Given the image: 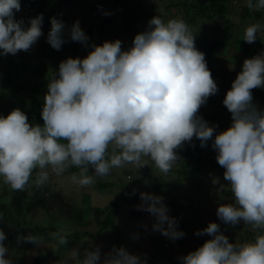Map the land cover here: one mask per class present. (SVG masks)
<instances>
[{
  "label": "rangeland",
  "instance_id": "rangeland-1",
  "mask_svg": "<svg viewBox=\"0 0 264 264\" xmlns=\"http://www.w3.org/2000/svg\"><path fill=\"white\" fill-rule=\"evenodd\" d=\"M189 1L119 0L114 4L112 0H68L66 2L68 4H64L63 0H41L39 4L40 21L26 26L24 24L17 25L15 29L10 31V35L6 37L1 34L0 46L3 49V57L10 46L9 48L21 55L22 60L28 59L30 67H39L32 68L33 73L36 71H44L43 75L48 74V72L54 73L59 69L58 67L66 62V67L74 65V68L78 71L77 74L74 71H70L68 75L55 82L57 89L53 87L52 92L53 95H58L69 89L70 85L76 83L75 81L77 83L86 81V74L92 69L88 61L92 58V53L94 52L92 48L95 45L101 46L103 43L117 44L127 50L133 48L137 55L141 56L146 50L159 49V46L152 44V37H157L158 39V37L161 38L163 36L168 43L171 44L175 41L174 44L178 45L179 42H177L175 37L178 33H184L183 36L187 42L192 43V38L185 31H182L179 25L183 16V4L186 6ZM233 1L237 2V4L238 2H243L241 0ZM258 1L261 2L262 0ZM243 7V5L237 6V9L233 12L235 16L233 19H230L232 18L231 13H227L226 17L223 18L231 23L232 27L237 26V30L232 28L231 34H229V43L231 45L238 38L241 41L252 42L264 40V14H260L262 16L260 21L253 22L250 20L248 21L250 24H244L243 27V25L238 24V19H236L239 11H243ZM90 24L94 27L99 26L102 31L94 38L88 36L82 38V31L87 27H91ZM218 24L221 27L220 35L223 36L221 31L224 30V25L222 21L218 22ZM114 25H118V28ZM67 26L73 28V34L67 32ZM114 28H116V31L113 33ZM191 28L194 31L197 27L193 25ZM240 28L242 29L240 30ZM6 29L8 30V27ZM64 33H67L68 39L72 40L71 44L77 52L76 61L73 60L74 56L70 52L66 55L57 54L49 59L35 56L39 42L46 35L59 39ZM90 40L94 41L92 47L89 44ZM25 41H28L27 44ZM167 46L169 47L170 45ZM168 47H165L166 51L169 50ZM170 49L172 48L170 47ZM158 53L162 56L163 52ZM133 56H136V54ZM233 56H235L233 47L228 45L223 55L217 53L215 60L210 62L217 69L223 66L226 67L227 71L235 75L233 79H248L251 81L252 91L254 90V92L258 93L264 90V60L260 68H258L259 66H253L251 61H243L244 58L241 55L238 58ZM221 57L229 58L228 62L223 65ZM123 67L124 69L117 71L116 82L119 85L112 90L114 96L105 99L108 97V95H104L105 90L108 89V82L104 84L103 92L99 94L102 99L99 100V97L98 100L100 102L103 99L105 100L103 105H105L106 109L98 112V103L92 102L86 113L77 112L71 114L74 121L70 125L71 131L67 132L66 136L61 130L52 132L50 135L54 148L62 151L58 158L54 160L60 165H62L61 161L65 159L64 155L67 152L65 150L71 142L72 131L77 123L83 119L88 121L85 126L80 128L81 132L85 136L88 135L89 140L96 136L100 137L102 146H99L103 148L101 152L99 151V155L103 156L106 147L121 152L116 157L111 155V157L102 158L106 164L101 168L95 169L92 174L97 176L93 180L78 178L69 183L71 188L74 187L76 191L87 192L86 194L89 197H93L91 198L92 207H103L108 202L119 201L113 217V224L114 229L118 230L123 240L120 242L117 255L114 256L116 260L112 256L113 248L110 246L111 240L108 238L112 230L109 229L110 231L104 232V236L97 237L95 236L97 226L95 227L89 214L85 217L88 219L81 220V217L77 219L70 218L75 217L69 214L72 209L69 211L65 210L62 213L63 208L49 199L50 190L44 189L49 178L40 176L38 179L41 187L38 193L42 194L40 201L44 197L46 205L51 210H54L56 214L49 220L50 223L70 235L73 234L71 229H76L79 233H89L92 236H79L74 244L67 249L61 248L65 240L59 236H52L34 245L20 243L18 252L13 256L9 255L11 253L8 251L0 250V264H29L37 256L38 250L45 249L49 250L52 255L41 264H93L94 262L101 263L105 258L107 260L105 264H170L172 261L186 260L187 253L199 245L202 234L208 232L213 219H218L219 227L217 232L221 233V236L224 235L220 237V242L223 243L232 239L229 236L232 218L227 213L225 214L223 210L227 206V200L223 197L219 200L214 189H212L221 178H225L224 181H233L234 184L241 185L244 182L245 188L246 186H253L256 189V186L261 183L262 191L260 192L256 189L254 193H251L250 198L258 200L259 206L264 208V144L260 146V144L251 141L247 134L240 133L241 130L250 128L248 125L251 123V126H253V134H250L252 138L261 140V137H264L262 133L264 131V94L260 97L256 96L254 92L244 94L242 98L246 99H243L242 102L241 97L235 96L238 108H241L242 105L248 107L246 102L251 103L252 107L255 105L258 108L257 117L247 116L244 113H241L240 116H234L230 111L227 112L228 121L230 124L232 121L235 126L231 128L228 126L229 132L227 130L217 132L215 134V143H207L204 146H200V137L206 133L203 127H189V141L179 133V130L173 133V121L179 117L178 112L170 111L175 103H166L164 99L162 101L164 96L159 89L157 81L154 80L152 83L143 84L139 79L138 73L132 69L127 61H125ZM131 69L134 73L133 75L130 72ZM199 69L200 67L198 66L191 71L192 74H198ZM242 71L249 73L242 74ZM143 77L144 75L140 74V78ZM172 83L168 82L167 84L171 85ZM150 84L152 85L151 88H149ZM179 96H181V93H177L176 97ZM176 97L175 100H177ZM215 97L219 99L217 92H215ZM149 99L157 102L150 112L143 109L147 107ZM162 104L166 105V107H163V110H159ZM117 105L123 106V110L115 109ZM127 109H130L129 113ZM140 110L141 113L137 114V111ZM206 112L209 115L208 111ZM180 116L184 119L187 118L184 112ZM46 128H49V126H46ZM199 138L200 140L198 141ZM239 139L240 143L237 141ZM19 140L23 141L21 137H19ZM218 140L220 141L219 143H217ZM242 143H244L242 145L244 151L238 154L237 151H241L239 148ZM123 144L127 145L125 152L119 150ZM54 148L51 146V152H55ZM80 148L89 152L87 160L94 163L96 154L92 152V148H88L83 144L81 146L76 145L77 150ZM196 148L197 152L204 153L205 151L207 154V164L200 166L202 169L201 173L189 176L188 173L181 172L180 175H177V169L182 168L186 170L185 172H189L194 167L196 164L195 156L201 155L195 153ZM45 150L46 146L42 148L39 145L35 147L30 145L24 149L20 148V151L26 153L25 155L29 159L37 155V159L25 163V170L28 175H33L31 170H33L34 174L38 173L36 167L42 161L41 157ZM6 153L12 154L13 152L7 151ZM141 153L142 155L139 156ZM7 158L11 161L13 168L12 170L1 169L0 187L6 186L9 183L8 181H10L9 179L14 180L20 174L18 168L14 165L16 161L13 157L10 158L7 155ZM18 162L19 160L16 162L17 166L20 165ZM159 162H161V165H158ZM245 167L254 169V173H247ZM55 168L56 166L48 168L51 176ZM147 168L152 170L150 174L144 171ZM81 170L82 168L80 167L79 172ZM83 170L86 171L85 167ZM237 171L238 173H236ZM47 174H49L48 171L45 175ZM90 180H92L91 183ZM96 181H100L102 184L110 183L111 187L104 189L103 186L101 192L96 189L91 190L92 185ZM168 181L170 183L171 181L172 183L177 181L179 185H172L173 188L169 191L166 198H162L160 197L161 193L156 191L158 189V191L162 192L164 183ZM53 182H57L54 189H59V191L64 189L62 179H55ZM207 183L208 185L205 186ZM69 184L66 183L65 186L69 187ZM146 185L156 186L157 189L156 191L148 189ZM217 187H215V190H217ZM28 189L33 191L31 186ZM225 189L227 190V188ZM211 190L214 192L210 194V198L207 194ZM224 190L222 194L227 197ZM119 191H122L121 197H118L121 194ZM133 191L137 200L132 202V205H127V200H124V197L126 195L127 198H130ZM62 194L66 195L67 191ZM153 194L154 198H152ZM196 196L199 197L197 199L199 205L197 212L194 211L192 206L193 199ZM167 199L172 200V205L171 208L164 209L162 206L167 203ZM155 201L157 204H154ZM187 204L191 205L193 211L191 208H187L184 213L181 212L179 214L177 208L179 207L180 209V206L184 207ZM35 205L39 206L40 203L37 202ZM28 208L30 210V206ZM56 208L57 210H55ZM3 211L5 210L3 209ZM0 220L2 230H9L10 222L4 223L3 213H0ZM174 221L178 222L179 225L178 233L175 235L174 233L171 234V230L167 228L174 224ZM234 235L239 236V233L234 231ZM14 241L16 242V240ZM170 243H173L174 247L180 249L181 252L176 253ZM221 243L218 240L209 243L210 249L202 254L203 259L213 263L245 264L238 260L240 256L237 258V254L229 256L226 252L225 258H223L222 253L219 251L223 248ZM250 245H252V242L250 244L247 243L246 247ZM20 248L24 249L25 252L20 250ZM90 249L93 250L92 253L94 255L87 258L86 255ZM243 259L246 261V258Z\"/></svg>",
  "mask_w": 264,
  "mask_h": 264
},
{
  "label": "trees",
  "instance_id": "trees-1",
  "mask_svg": "<svg viewBox=\"0 0 264 264\" xmlns=\"http://www.w3.org/2000/svg\"><path fill=\"white\" fill-rule=\"evenodd\" d=\"M63 1L64 4H68L66 3L68 0ZM112 1L116 4L119 0ZM241 2L242 3L238 2L237 4V2L233 0H190L186 6L183 4V16L179 25L182 31H185V33L192 38V43L187 42L186 38L183 36L184 33H178L175 37L177 42H179L178 45L174 44L175 41L171 44L168 43L163 36L161 38L158 37L160 40H158L157 37H152V44L159 46V49L146 50L141 56L137 55V52L134 51L135 49L132 48L127 50L123 46L117 44L103 43L101 46L95 45L92 48L94 51L92 53V58L88 61L92 69L86 74V81L78 83L75 81L76 83L70 85L69 89L58 95H53L52 92L53 87L57 89L55 82L60 80L63 76L68 75L70 71H74V73L77 74L78 71L74 68V65L66 67V62L58 67L59 69L54 73L48 72V74L46 73L45 75H43L44 71H36L33 73L32 68L39 67H30L28 59L22 60L21 55L9 48L10 46L3 57V49L2 46H0V178H2L1 169L5 168L12 170L13 168L7 155L10 156V158L13 157L16 162L19 160L18 164H20L19 166H17L16 162L14 164L20 172L17 178L14 180L9 179L10 181H8L9 183H7L6 186L0 187V213H3L4 223L10 222V228L7 231L2 230L0 223V250L8 251L11 253L9 255L13 256L18 252L20 243L34 245L52 236H59L64 239L65 243L62 244L61 248L67 249L74 244L79 236H92L89 233H79L76 229H71L73 234L70 235L69 233L59 230L60 228H58V226L50 223L49 220L56 214L54 210H51L50 207L46 205L44 197L43 200L40 201L42 194L38 193V190L41 188L38 179L40 176H45L49 179L44 189L50 190L49 199L63 208L62 213L65 210L69 211L72 209V212H66L75 216L70 218L77 219L81 217V220L88 219L85 217L89 214L95 227L97 226L95 235L97 237L104 236V232L110 231L109 229L112 230L108 238L111 240L110 246L113 248L112 256L114 257L117 255L118 247L121 240H123L118 230L114 229L113 224V217L119 201L108 202L103 207H92L91 198L93 197H89V195L86 194L87 192L76 191L74 187L71 188L69 183L78 178L93 180L97 176L92 174L95 172V169L98 167L101 168L106 164L102 158L111 157V155L116 157V155L121 152L106 147L105 151L103 150V156L99 155V151L101 152L103 148L101 147L102 142L100 137L96 136L89 140V136H85L84 133L81 132L80 128L85 126V123L88 121L87 119H83L77 123L76 127L73 129L71 142L65 150L67 151L64 155L65 159L61 161L62 165H60L54 160L58 158V155L62 153V151L54 148L50 135L52 132L61 130L66 136V133L71 131L70 125L74 121L71 114L77 112L86 113L92 102L98 103V112L106 109L105 105H103L105 100L99 101L102 99L99 94L103 92L102 88H104V84L108 82V89L104 92V95H108V97L105 99L114 96L112 90L119 85V83L116 82L117 71L124 69L123 65L125 61H127L132 69L138 73L139 79L143 84L152 83L154 80L157 81L159 89L164 96L162 101L164 99L166 103H175L170 111L178 112L179 117L173 121V133L179 130V133L187 138L188 141L190 139L188 133L189 127L202 126L206 133L200 137L201 140L200 138L198 139V141L200 140V146H204L207 143H215V134L220 132V129L229 132V128L235 126L232 121L231 124L228 121L229 118H227L226 113L229 111L234 116H240L241 113H244L247 116L252 115L254 118L257 117L256 113L258 112V108H256L255 105L252 107L250 103L249 107L251 108L245 107L244 105L238 108L235 101V96H238V98L241 97L240 99L242 102L243 99H246L244 97L242 98V95L254 92V90L252 91L251 81L248 79H233L235 75L227 71L226 67L223 66L217 69L214 68L210 62L215 60L217 53L223 55L226 47L230 45V47H233L235 53V56H233L234 58H238V56L241 55V57L244 58L243 61H251L253 66L256 65L260 68V65H262L264 60V40L261 42H252L241 41L238 38L234 41L233 45L229 43L231 29L237 30V26L232 27L231 23L223 19L226 17L227 13H231L232 18L230 19H233L235 17L233 12L237 9V6L240 7L243 5V11H239L236 17V19H238V24L243 25V27L244 24L249 25L250 23H248V21L250 20L253 22L260 21L262 18L260 14H264V0L261 2L258 0H241ZM40 3L41 0H0V35L2 34L4 37L10 35L9 33L11 30L8 31L6 29L8 23L19 21V24H24L26 26L40 21ZM24 11L26 12L24 17L16 16L17 13L22 14ZM248 15H250V17H248ZM220 21H222L224 25V30L221 31L223 36L220 35L221 27L218 24ZM193 25L197 27L194 31L191 30V26ZM90 26L91 27H87L82 31V38L87 36L94 38L102 31L99 26L94 27L92 24H90ZM114 26L118 28V25ZM66 28L68 33L73 34L72 27L67 26ZM116 28L113 29V33L116 31ZM242 28H240V30ZM27 42L28 41H25L26 44ZM71 43L72 40L68 39L67 33H64L59 39H56L54 36L46 35L44 39L39 42L35 56L49 59L57 54L66 55L70 52L74 56L73 60L76 61L77 52ZM89 44L92 47L94 41L90 40ZM167 45L170 46L168 47ZM165 47H168L169 50L166 51ZM170 47L172 49H170ZM158 52H163L162 56H160ZM134 54H136V56H133ZM220 59L223 60L224 65V63L228 62L229 58L221 57ZM198 66L200 67L199 73L193 75L191 71ZM132 69L130 72L133 75ZM246 73L249 72L242 71V74ZM140 74L144 75V77L140 78ZM187 74H189V76H187ZM168 82L173 83L168 85ZM151 87L152 85L149 86V88ZM215 92H217L219 99H216ZM177 93H181V96L176 97ZM254 93L256 96L260 97L264 94V90ZM175 97L177 100H175ZM155 103L157 104L153 99H149L147 101V107L143 109L150 112ZM163 107H166V105L162 104L159 110H163ZM115 109L122 111L123 106L117 105ZM204 110L208 111L209 115H207V112ZM127 112L129 113L130 109H127ZM183 112L187 115L186 119L180 116ZM140 113L141 110L137 111V114ZM251 125L250 123L248 125L250 128L241 130L240 133L247 134V136L251 138V141L263 146L264 137H261V140H259L258 138H252L250 135L253 134V126ZM46 126H49V128H46ZM262 133L264 136V131ZM19 137H23V141H20ZM30 139H32L31 142ZM237 141L240 143V139ZM219 142L218 140L217 143ZM82 144L88 148L91 147L93 150L92 152L96 154L94 163L87 160L89 152L81 148L78 150L76 149V145L81 146ZM243 144L244 143H242L239 148L242 152L237 151L238 154L243 153ZM30 145L31 147L39 145L42 148L46 146V150L41 157L42 161L36 167L38 173L34 174L33 170H31L32 176L28 175V172L25 170V163L37 159V155L29 159V157L25 155L26 153L20 151V148H28ZM51 146L55 149V152H51ZM126 147L127 145L123 144L120 146L119 150L125 152ZM7 151L13 153L8 154L6 153ZM195 153L201 155L195 156L196 164L194 167L190 170L188 169L189 172H185L186 170L182 168L177 169V175H180L181 172L188 173L189 176L201 173L202 169L200 166L207 164V154L205 151L204 153L197 152V148ZM141 155L142 153L139 154V156ZM158 165H161V162H159ZM55 166L56 168L51 176L48 168H54ZM80 167L82 170L79 172ZM84 167L86 171L83 170ZM245 169L247 173H254V169L248 167H245ZM47 171L49 174L45 175ZM144 171H147V174L152 172V170L148 168ZM236 173H238V171ZM55 179H62V185H64V189L66 190L61 189V191H59V189H54L57 185V182H53ZM224 179L225 178H221L220 181L214 185L215 187L218 186L216 188L217 190H215V187L211 188L214 189L219 200L221 197L227 200V206L224 209L222 207L220 208L224 210L225 214L227 213L232 218V227L229 229V236H231L232 239L226 238L229 240L223 243L220 242V237L224 235L221 236V233L219 234L217 232L219 227L218 219H213V223L209 227L208 232L202 234L199 245L187 253L186 260L172 261L170 264H224V262H209L202 257L203 253L209 251V243L216 240L223 246V248L219 250L223 258H225L224 255L227 252L229 256L237 254V258L240 256L238 260H241L242 263L245 264H264V208L259 206L258 200L250 198L251 193H254L256 189L260 192L262 191L261 183L256 186V189L253 186H246L245 188L244 182L240 185L234 184L233 181H224ZM92 180H90V183ZM66 183L69 184V187L65 186ZM164 184L162 192L158 191L156 186L146 185V188L153 189L154 191L157 189L156 192L161 193L160 197L166 198L169 191L173 188L172 185H179L177 181H175V183H172V181L170 183L168 181ZM207 185L208 183L205 186ZM29 186H31L33 191L28 189ZM103 186L105 189L106 187H111V184H102L100 181H96L92 185L91 190L96 189L101 192ZM225 188H227V190ZM223 190L224 193L227 194V197H224L222 194ZM65 191H67V194H62ZM134 191L130 198H127L125 195L124 200H127V205H132V202L137 200ZM214 191L211 190L207 196L210 197V194ZM119 192L121 194L118 197H121L122 191ZM152 198H154V194ZM197 199H199V197L196 196L192 202V206L196 212L199 208ZM130 200L132 201L129 202ZM37 202L40 203L39 206L35 205ZM154 204H157L156 201ZM171 205L172 200L167 199V203L164 204L162 208H171ZM28 206H30L31 211ZM187 208H191L193 211L190 204L184 207L180 206V209L178 207L177 211H179V214L181 212L184 213ZM3 209L5 211H3ZM55 210H57V208ZM9 219L11 220L9 221ZM178 226V222L174 221V224L167 228L171 230V234L174 233L175 235L178 233ZM234 231L238 232L239 236L234 235ZM14 240H16V242ZM249 242H252V245L246 247L247 243L250 244ZM170 245L173 246L176 253L181 252L180 249L174 247L173 243H170ZM20 250L25 252L22 248H20ZM45 250H38L37 256L34 257L29 264H41L43 261L47 260L52 253L49 250L44 252ZM92 252L93 250L91 249L87 252V258L94 255ZM243 258H246V261ZM114 260H116V257H114ZM105 263H107L106 258L103 259L101 263L94 262L93 264Z\"/></svg>",
  "mask_w": 264,
  "mask_h": 264
},
{
  "label": "clouds",
  "instance_id": "clouds-1",
  "mask_svg": "<svg viewBox=\"0 0 264 264\" xmlns=\"http://www.w3.org/2000/svg\"><path fill=\"white\" fill-rule=\"evenodd\" d=\"M27 10H28V9H27ZM29 12H30V11H29ZM25 14H26V12L24 11L22 14H18V13H17L16 16L24 17ZM19 23H20L19 21H15L14 23H8V24L6 25V27H8V30H12V29H15V27H16L17 25H20ZM246 105L249 107L250 103H249V102H246ZM220 130H221V132L224 131L223 129H220ZM21 138L23 139V137H21Z\"/></svg>",
  "mask_w": 264,
  "mask_h": 264
}]
</instances>
